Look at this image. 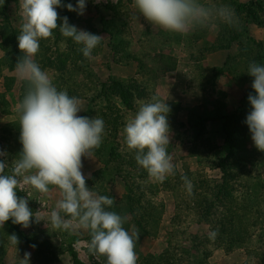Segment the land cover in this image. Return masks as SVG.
Instances as JSON below:
<instances>
[{"label": "rangeland", "instance_id": "obj_1", "mask_svg": "<svg viewBox=\"0 0 264 264\" xmlns=\"http://www.w3.org/2000/svg\"><path fill=\"white\" fill-rule=\"evenodd\" d=\"M70 1L75 7L77 0ZM200 2L207 6H228L234 13V22L226 24L215 21L207 27H194L183 34L170 33L147 22L136 8L134 0H86L84 14L76 13L70 24L103 37L93 50L91 58L83 56L80 51L82 45L72 43L75 47L70 46L66 37L60 39L51 36L40 41V48L34 59L49 75L58 90L64 88L59 86L61 82L59 70L79 73L83 71V68L82 71L79 68L85 66L84 69L95 73L103 80L137 81L139 87L146 88L148 93L145 100L139 101V105L149 102L153 95L168 104L170 143L167 151L175 167L174 173L168 175L164 182L149 179L145 170L144 178L138 183L139 192H136L138 194L134 192L131 194L128 187L113 172L108 181L98 180L102 164L94 157H82L81 171L86 178V186L97 195H105L113 200V205L107 210L115 212L117 206L127 202L130 196L137 198L138 202L141 199L143 203L149 204L141 194L153 202L155 207L158 206L161 219L155 223L154 229L148 228L147 231L150 233L141 229L140 224L137 225L128 216L123 224L129 232L137 233L135 239L137 264H144L149 256L154 257L151 259L155 263L165 264L160 262V258L171 249L179 258L177 244L182 246L186 243L187 247L192 248V257L189 259L181 256L182 259L176 264H264V243L255 245L252 250L244 249L232 254L219 251L208 259L198 253L194 245L188 244L199 243V235L208 232L209 226L190 222L193 219L187 213L184 214L180 204L182 191L176 185L175 189L171 190L174 185L172 180L187 176L192 182H196L199 179L198 175L206 172V179L200 180L202 186L218 192L222 185L221 177L220 174L218 177L210 162L218 157H225L229 152L222 138V124L216 121L218 108H226L225 113H231L243 102L251 111L248 95L255 92L251 86L254 77L247 73L248 66L252 62L264 66V0H200ZM119 3L122 6L119 9L120 14L106 8L108 4ZM5 4L6 0H0V151L6 152L7 155L0 159H6L9 164L4 174H11L12 162L22 151L16 106L22 101L27 83L18 78L16 71H11V65L16 66L17 58L23 55L20 53L18 43L15 41V45L6 50L1 47L2 26L12 22L21 30L22 22L19 4L15 9L17 13L14 19L9 17L7 10H4ZM9 18H12V21ZM121 37L130 43V48L124 54H117L109 45ZM80 53L81 57L77 55ZM67 54L69 60L64 65L63 56ZM80 103L82 111L78 115L103 119L105 133H108L109 124L101 116L100 110L91 106L88 100ZM116 109L120 110L123 126L120 138L114 140L112 144L119 147L123 156L133 155L134 158L135 153L129 152L126 148L124 127L127 121L134 117L138 108L133 112L127 110L123 104H118ZM202 118H212L205 123L208 130L206 134L211 142L219 144L220 149L217 151L203 148L202 143L196 139L202 128ZM237 147L244 157L252 153H263L254 146L251 133ZM170 182L172 185H169ZM17 195L27 198L33 213L39 211V215L45 220L49 218L56 201L60 198L58 190L51 186L47 194L25 186L23 190H17ZM208 201H212L211 198ZM134 208L137 209L138 205ZM65 219L69 220V227L60 230L53 229L50 225L48 227L44 220L36 223L35 216L27 229L16 224H12L11 227L6 222L4 227H0V258L4 252L5 264H19L20 258L22 259L25 252H28L31 253L30 264L34 262L40 264L38 244H41V240L34 241L35 243L20 241L17 246L8 243V236L12 230L19 228L26 236L37 235L39 238L50 236L48 239L55 252L65 253L56 259L54 264H73L70 253H67L72 247L84 262L106 264V257L97 258L90 251L89 232L78 227L70 218ZM33 245L35 247H32Z\"/></svg>", "mask_w": 264, "mask_h": 264}, {"label": "clouds", "instance_id": "obj_2", "mask_svg": "<svg viewBox=\"0 0 264 264\" xmlns=\"http://www.w3.org/2000/svg\"><path fill=\"white\" fill-rule=\"evenodd\" d=\"M134 4L147 22L170 33L183 34L215 21L234 22V13L228 6H207L200 0H134ZM19 7L22 22L17 39L23 55L17 58L15 71L27 83L23 99L16 106L22 151L12 162L11 174H4L9 164L0 159V227L11 219L13 224L27 229L35 216L36 223L44 220L48 227L60 230L69 227L65 218H70L89 232V249L97 258L106 257V264H137V233L123 227L126 217L107 210L113 200L91 191L81 171L82 157L92 158L102 143L103 119L78 115L82 111L80 100L70 97L66 90H58L34 59L40 41L50 38L57 28L62 36L82 45L80 51L88 59L103 37L71 25L67 16L59 17L60 7L83 15L86 0H77L75 7L71 3L63 5L61 0H19ZM60 19L62 23L58 24ZM247 73L254 77L251 86L255 94L248 95L251 111L245 123L254 146L264 152V66L252 62ZM169 112L168 104L153 95L149 102L139 105L124 127L127 150L135 153L137 164L147 171L149 179L160 183L174 173L175 167L167 151ZM6 155L0 151V157ZM181 179L190 195L192 182L187 176ZM25 186L42 194L49 193L50 186L58 190L60 198L47 220L39 211L33 213L27 198L17 195V190ZM217 234L211 233L209 239L214 240ZM19 242L15 233L8 236L11 246ZM30 256L25 252L19 264H30Z\"/></svg>", "mask_w": 264, "mask_h": 264}, {"label": "trees", "instance_id": "obj_3", "mask_svg": "<svg viewBox=\"0 0 264 264\" xmlns=\"http://www.w3.org/2000/svg\"><path fill=\"white\" fill-rule=\"evenodd\" d=\"M61 3L67 5L71 1L61 0ZM18 4L19 0H6L4 10L9 12V17L14 19ZM121 7V3L106 6V8L117 14H120L119 9ZM57 12L61 18L67 16L69 23L75 19L77 13L68 11L66 7L57 8ZM12 18H9L10 21H12ZM60 23H62V19L58 20V24ZM2 31L3 43L1 47L3 50L12 48L15 41L18 43L17 37L20 30L12 22L2 26ZM52 36L53 38H64L59 28L54 30ZM66 39L70 46L75 47L72 44L75 42L71 38ZM109 46L115 53L124 54L130 48V43L121 37ZM114 52L113 55L115 56ZM77 55L81 57V53ZM67 60H69L68 54L63 56L64 65H66ZM84 68L85 66L79 68L82 71L79 72L82 73L81 75H76L79 73H67L64 70H59V74H57L61 81L59 86H64L63 90H66L70 97H77L80 102L88 100L91 106L100 110L101 116L109 124L108 130L110 131L105 133L100 147L94 150L92 156L102 164L97 179L108 181L109 177L115 173L116 177L120 178L124 185L128 187L131 194L139 192L138 183L144 178L145 169L137 164L135 158H132L133 155L123 156L119 147L112 143L120 138L123 126L119 115L120 110L116 109L117 105L123 104L127 110L136 111L139 101L146 99L147 89L139 87L137 81L103 80L95 73ZM11 71H15L14 65H11ZM25 92L26 90L22 95V99ZM225 111L226 108H218L216 121L222 124V138L224 145L229 148V152L225 157H218L210 162L213 170L218 173V177L220 174L221 188L216 192L213 188L202 186L200 180L206 179V172H201L196 182L189 179L193 185L190 195L183 187L184 181L181 178L176 181L172 180L174 185L171 187V190H174L176 185L182 191L180 204L184 214L187 213L193 219L190 222H198L209 226L208 232H204L205 234L202 236L199 235V243L191 242L188 244L194 245L195 250H198L197 252L207 259L212 258L219 251L232 254L239 250H252L255 245L264 243V171H262L264 170L262 169L264 167V152L261 154L252 153L244 157L237 147L250 134L249 127L245 123L250 110L243 105V102L233 112L225 113ZM201 120L202 128L196 139L202 143L203 148H211L212 151L219 150V144L211 142L210 138L207 137L208 134H206L208 130L205 123L212 120V118H202ZM172 182L169 185H172ZM204 184L207 185L206 182ZM141 196L146 199L150 206L146 202L143 203L141 199L138 202L137 198L130 196L127 202L117 206L115 212L121 216L130 217L137 225L140 224L141 229L147 231L150 228L152 230L155 228V223L157 224L160 221L161 215L158 206L155 207L154 203L150 202L144 194H141ZM209 198L212 201H208ZM136 205H138L137 209L134 208ZM7 223L12 227L11 219ZM184 232L186 233L187 230ZM213 232L218 234L214 240H210L209 236ZM12 233L18 236L19 241H27V243H35L34 241L41 240V244H38L40 264H54L56 259L65 255L62 252H55L48 239L49 235L44 238H39L37 235L26 236L19 228L12 230ZM147 233L150 232L147 231ZM186 244L182 246L177 244L178 253H180L179 258L171 249L168 250V254H164L160 258V262L176 264L182 259L181 256L190 259L192 248L187 247ZM67 253H70L73 264H88L79 257L73 247ZM1 255L0 264H5L4 257L6 253L3 252ZM151 258L154 259V257L149 256L144 264H160L155 263ZM33 264L38 263L34 262Z\"/></svg>", "mask_w": 264, "mask_h": 264}]
</instances>
